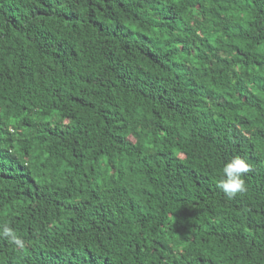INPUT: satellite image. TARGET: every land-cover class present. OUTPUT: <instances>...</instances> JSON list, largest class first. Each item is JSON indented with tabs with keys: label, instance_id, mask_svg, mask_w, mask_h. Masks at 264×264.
<instances>
[{
	"label": "trees",
	"instance_id": "1",
	"mask_svg": "<svg viewBox=\"0 0 264 264\" xmlns=\"http://www.w3.org/2000/svg\"><path fill=\"white\" fill-rule=\"evenodd\" d=\"M4 223L0 264H264V0H0Z\"/></svg>",
	"mask_w": 264,
	"mask_h": 264
},
{
	"label": "clouds",
	"instance_id": "2",
	"mask_svg": "<svg viewBox=\"0 0 264 264\" xmlns=\"http://www.w3.org/2000/svg\"><path fill=\"white\" fill-rule=\"evenodd\" d=\"M249 169L250 165L245 158L239 155L232 157L223 165V175L218 182V188L230 199L245 192L247 189L243 177ZM0 238L7 239L17 251L26 247L25 240L7 223L0 224Z\"/></svg>",
	"mask_w": 264,
	"mask_h": 264
}]
</instances>
